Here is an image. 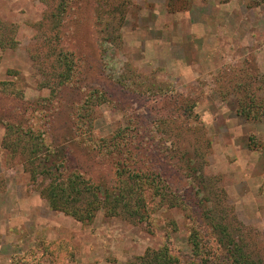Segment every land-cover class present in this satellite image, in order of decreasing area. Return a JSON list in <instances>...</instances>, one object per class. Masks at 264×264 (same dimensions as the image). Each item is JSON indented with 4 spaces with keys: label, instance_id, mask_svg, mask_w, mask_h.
<instances>
[{
    "label": "rangeland",
    "instance_id": "obj_1",
    "mask_svg": "<svg viewBox=\"0 0 264 264\" xmlns=\"http://www.w3.org/2000/svg\"><path fill=\"white\" fill-rule=\"evenodd\" d=\"M16 120L62 174L6 147ZM73 173L117 214L53 210ZM0 206V264H264V0H0Z\"/></svg>",
    "mask_w": 264,
    "mask_h": 264
},
{
    "label": "trees",
    "instance_id": "obj_2",
    "mask_svg": "<svg viewBox=\"0 0 264 264\" xmlns=\"http://www.w3.org/2000/svg\"><path fill=\"white\" fill-rule=\"evenodd\" d=\"M70 72V63H67L66 78L71 77ZM45 134V132H37L31 127L26 129L22 128L17 120L13 124L6 125L4 143L7 148L13 147V150H15L14 153H17L18 149L20 147L22 148V146L25 152L28 151V147H31L33 154L35 153L36 156H31L28 160V162L34 166L32 173L35 179L41 174L50 175L53 167L56 168V173L58 174H62L63 168H66L64 159H61L62 153L57 151L56 148L55 150L47 145L45 142ZM43 151H45V153H43ZM43 158H45L44 162H50V167H45V163L41 161ZM129 186L131 188L132 185ZM130 192L132 194L134 193L132 190H130ZM42 196L47 199L53 210L73 216L80 222H91L96 216V213L100 209L106 208V206H110V208H108L109 214H117V212L114 211L116 210V206L121 204L120 202L124 201V198H126V194L123 193L120 195V198H122L121 200H119L118 197L112 198L109 191H104L101 187L90 184L80 175L74 173L67 182L59 175L53 176V181L50 186L42 192ZM143 200L142 196L138 198V201L143 202ZM124 206L129 207V204L125 203ZM229 242H231V245H233L236 250V252L230 251L232 255L235 256V258H232L239 264H251L248 258L241 256L243 248L232 239ZM228 249L230 250V244ZM151 254L153 255L152 260L150 262L147 261L148 264H156L153 263L155 260H158V264H173L168 249L162 250L159 254H157V252H148L145 257H150Z\"/></svg>",
    "mask_w": 264,
    "mask_h": 264
},
{
    "label": "crops",
    "instance_id": "obj_3",
    "mask_svg": "<svg viewBox=\"0 0 264 264\" xmlns=\"http://www.w3.org/2000/svg\"><path fill=\"white\" fill-rule=\"evenodd\" d=\"M2 206H4V204H2ZM6 210L9 214V212H11L13 209L10 208V206H7ZM6 210L0 206V216L2 215V213H6ZM9 216L10 218L8 220H0V236L2 235V239L0 240V251L1 249L3 250V246H4L3 242H6L8 238L13 237L11 235H15V233H19L23 229L22 224L24 223L23 222L24 220L20 219L19 214L12 216L10 213ZM17 238L18 236L15 238V242Z\"/></svg>",
    "mask_w": 264,
    "mask_h": 264
}]
</instances>
